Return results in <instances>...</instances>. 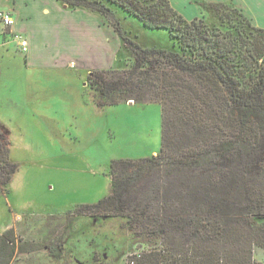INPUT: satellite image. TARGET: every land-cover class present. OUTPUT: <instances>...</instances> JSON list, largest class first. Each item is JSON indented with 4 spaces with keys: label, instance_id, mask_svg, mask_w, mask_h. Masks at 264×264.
Listing matches in <instances>:
<instances>
[{
    "label": "trees",
    "instance_id": "trees-1",
    "mask_svg": "<svg viewBox=\"0 0 264 264\" xmlns=\"http://www.w3.org/2000/svg\"><path fill=\"white\" fill-rule=\"evenodd\" d=\"M59 1L104 16L130 51L124 68L89 71L93 103L158 102L162 116L159 152L112 160L111 192L73 211L126 218L130 264H264V27L231 2L206 4L212 23L170 0ZM113 7L167 30L172 46L141 45ZM2 130L0 194L18 169ZM40 247L8 228L0 264Z\"/></svg>",
    "mask_w": 264,
    "mask_h": 264
},
{
    "label": "rangeland",
    "instance_id": "rangeland-1",
    "mask_svg": "<svg viewBox=\"0 0 264 264\" xmlns=\"http://www.w3.org/2000/svg\"><path fill=\"white\" fill-rule=\"evenodd\" d=\"M170 1L186 19L203 17L212 23L217 13L206 4L223 2ZM259 2L261 9L255 0H238L250 5L246 9L264 27V0ZM113 9L126 34L141 45L172 46L167 30L147 28L121 8ZM112 32L109 65L121 69L127 66L130 51ZM22 53L14 44L8 50L0 43V128L6 133L10 158L18 165L0 194V233L12 226L18 236L37 240L43 247L16 253L11 264H130L136 241L126 218L73 210L111 192L112 160L159 152L160 103L96 106L86 82L91 70L86 69L101 65L97 57L88 55L74 67L40 68L25 66ZM54 242L63 251L53 256L48 246ZM254 256L264 262V250L255 249Z\"/></svg>",
    "mask_w": 264,
    "mask_h": 264
},
{
    "label": "crops",
    "instance_id": "crops-1",
    "mask_svg": "<svg viewBox=\"0 0 264 264\" xmlns=\"http://www.w3.org/2000/svg\"><path fill=\"white\" fill-rule=\"evenodd\" d=\"M218 1L232 2L255 25L262 27L256 22L250 9L249 11L246 9L250 6L249 4L238 3V0ZM255 1L254 5H258L261 9L259 5L261 2ZM0 2V12H8L13 18V24L9 26L8 32L4 30L7 26L0 20V43L8 50L14 44L15 49L20 51L12 34L20 33L25 36L28 41V51L26 53L20 51L25 57V66L74 67L86 56L94 55L101 65L86 69V73L88 70L112 68L109 60L113 53L114 32L112 31L115 30L102 18V15L83 7H69L59 0H2ZM61 58V62L57 63L56 60ZM19 216L16 212L14 219L17 220ZM8 228L12 226L5 227L4 230ZM31 241L43 247L39 241Z\"/></svg>",
    "mask_w": 264,
    "mask_h": 264
},
{
    "label": "built area",
    "instance_id": "built-area-1",
    "mask_svg": "<svg viewBox=\"0 0 264 264\" xmlns=\"http://www.w3.org/2000/svg\"><path fill=\"white\" fill-rule=\"evenodd\" d=\"M0 20L2 21V23L9 27L13 24V18L11 16L10 13L8 12H0ZM14 40L16 41L19 50L23 53H26L28 51V41L27 38L25 36H23L20 33H16L13 35Z\"/></svg>",
    "mask_w": 264,
    "mask_h": 264
},
{
    "label": "flooded vegetation",
    "instance_id": "flooded-vegetation-1",
    "mask_svg": "<svg viewBox=\"0 0 264 264\" xmlns=\"http://www.w3.org/2000/svg\"><path fill=\"white\" fill-rule=\"evenodd\" d=\"M100 216V215H99ZM103 217V216H101ZM105 217V216H104ZM22 237V236H21ZM24 238V237H22ZM24 239H27V238H24ZM41 248V247H40ZM39 248V249H40ZM38 249V250H39ZM48 249H49V252L54 256V255H58L59 253H61L63 251V249L60 247V245L58 244H55L54 243H51L49 246H48ZM38 250H35V251H38ZM35 251H32V252H35ZM18 253H31V252H18ZM12 263V262H11Z\"/></svg>",
    "mask_w": 264,
    "mask_h": 264
},
{
    "label": "water",
    "instance_id": "water-1",
    "mask_svg": "<svg viewBox=\"0 0 264 264\" xmlns=\"http://www.w3.org/2000/svg\"><path fill=\"white\" fill-rule=\"evenodd\" d=\"M128 102L132 104L134 101L133 100H129Z\"/></svg>",
    "mask_w": 264,
    "mask_h": 264
}]
</instances>
